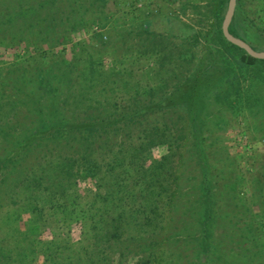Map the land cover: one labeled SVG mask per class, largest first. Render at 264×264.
Wrapping results in <instances>:
<instances>
[{"label":"rangeland","instance_id":"1","mask_svg":"<svg viewBox=\"0 0 264 264\" xmlns=\"http://www.w3.org/2000/svg\"><path fill=\"white\" fill-rule=\"evenodd\" d=\"M39 1L0 0V97L1 93L9 96V104L13 103L15 110L20 111L17 116L12 113L4 116L0 121L4 127L15 131L16 128L35 123L26 115L30 100L24 98L20 87L24 85L26 91H36L39 83L37 73H42L45 80L43 85L47 81L52 85L56 76L60 78L65 73L59 100L65 115L78 123L84 120L82 113L85 108L106 117L109 115L108 118L117 125V128L110 130L113 142L124 137V125L135 137L139 125L161 124L164 121L173 132V137L175 134L188 138V116L192 105L187 100L161 106L159 102L175 85L191 77L201 67L209 71L223 65H220V60L224 57L217 56V60H214L209 53L211 44L218 46L214 36L207 39L209 31L221 27L223 18L219 19L217 15L218 0H55L38 5ZM247 1L241 8L242 25L249 32L251 41L259 44L264 40L260 29L264 28V5L261 0ZM226 8L222 10L223 17ZM251 18L256 24L250 21ZM251 67L249 65L246 71L236 70L237 74L231 73L229 80L220 76L205 93L208 124L205 127L207 153L204 159L209 165H215V162L231 182L240 179L241 195L251 204V208L256 209L259 202L253 187L255 184L250 179L264 166V80ZM84 77L91 79L85 82ZM76 78L78 82H75ZM81 84L89 96L79 100L77 107L73 104L75 110L71 112L63 101L70 93V86L74 88ZM45 96L47 99L46 93ZM143 103L156 106L140 120L139 116L124 118V109L136 108ZM132 140L136 142L137 138ZM46 144L54 146V142L47 141ZM5 145L8 148L10 142L6 141ZM72 146L76 148L79 144ZM4 151L5 148L0 145V159ZM168 154L171 151L166 143H158L152 148L151 158L160 159ZM55 157H58L57 152L47 150L43 141L42 146L23 157L19 172L8 175L6 185L0 184V237L5 236L0 245L10 249L15 257L24 254L27 260L25 264H81L74 260L80 249L72 250L62 245L68 238L72 247H78L89 230L87 227L81 231L74 224L68 234L61 233L62 239L57 238L49 248H44V243L52 237L50 222L46 221L50 209L42 205L40 210H34L24 205L26 199L10 198L14 193L11 189H20L28 183L26 180L21 182V179L31 165L47 167V162ZM193 169L191 164L185 168L188 171ZM187 183L186 180L184 185ZM91 186L90 179L81 180L78 183V197L68 208L75 206L83 198L85 189ZM67 197L66 194L60 201L68 205ZM68 198L71 200L72 195ZM184 201L185 198H182L179 202ZM14 208H19L16 219L10 212ZM247 215L238 214V227L226 223L231 224L229 227H232V231L228 229L222 239V247L234 257L244 252L240 249L229 251L230 236L236 238L234 245L240 248L239 239H242V228L249 219ZM53 217H49V220ZM28 219L39 222V232H33L24 224ZM169 232L173 233V230ZM252 243L248 242L251 245L249 254L255 260L263 261L264 253L260 254ZM43 250L47 255H52V262L45 261L47 256L42 253ZM153 251L160 255V262L148 264H168L171 247L156 246ZM187 252L183 264H190L191 251ZM109 254L113 257L111 252ZM141 254L130 255L127 264H137L136 257ZM210 255L211 250H206L205 257L210 259ZM110 263V259L106 260V264ZM219 264L223 263L220 261Z\"/></svg>","mask_w":264,"mask_h":264},{"label":"trees","instance_id":"2","mask_svg":"<svg viewBox=\"0 0 264 264\" xmlns=\"http://www.w3.org/2000/svg\"><path fill=\"white\" fill-rule=\"evenodd\" d=\"M50 1L55 0H40L38 5ZM246 2L248 1L236 0L228 29L253 48L264 49V40L259 44L253 43L249 32L243 28L241 8ZM260 2L264 5V0ZM217 3V15L221 19L228 0H218ZM259 16L262 17L260 14ZM69 17L68 15L67 18ZM250 21L256 24L252 18ZM260 29L264 35V28ZM213 36L218 46L211 44L209 53L214 60H217V56L224 57L225 59L220 60L223 67L218 65L209 71L206 67H201L191 77L175 85L159 102L161 106L173 105L177 100H187L192 105L188 116V138L186 135L180 138L175 134L173 137V132L164 121L161 124L139 125L135 137H132L127 125H124V137L113 142L110 130L117 128V125L113 119L108 118L109 115L106 117L85 108L82 113L84 120L79 123L65 115L63 106L59 103L65 73L60 78L56 76L52 85L50 81L43 85L45 80L42 73H37L39 83L36 91L28 92L26 86L20 87L24 98L30 100L26 115L35 123L16 128L15 131H9L0 123V145L5 148V154L0 159V184L6 185L8 175L19 172L23 157L42 146L43 141L47 150L57 152L58 157L48 161L47 167L31 165L21 179V182L26 180L28 183L21 185L20 189H11L14 193L10 195L13 200L21 197L26 199L24 205L31 209L40 210L42 205L50 209L47 215L54 217L51 221L47 217L46 221L50 222L52 237L44 243V248H49L57 238L62 239L61 233L68 234L71 227L77 224L81 231L85 227L89 229L86 236L80 240L78 247H72L68 238L64 240L62 247L80 249L74 260L81 264H106L108 259L110 264H127V258L130 255L137 256L139 252L142 254L136 257L137 264L160 262V255L153 251L156 246L171 247L168 264H183L187 251H191L190 264H219L220 261L223 264H264V260L260 262V259L255 260L249 254L251 245H248V242H253V247L260 254L264 253V166L250 179L255 184L253 187L259 202L255 209L241 195L242 184L238 185L240 179L231 182L222 169L216 167L215 162V165H209L204 159L207 153L205 127L208 124L205 116L208 103L204 98L205 93L220 76L229 80L231 73L235 75L236 70L246 71L249 65L264 80V58L253 57L244 48L228 41L221 27L207 33V39H213ZM91 78L84 77V81ZM75 82H78L77 78ZM45 89L46 92L43 91ZM84 89L82 84L68 89L70 93L66 94L63 103L69 106L71 112L75 110L73 104L77 107L80 105L79 100L89 96ZM9 103L10 97L1 93L0 121L10 113L16 116L19 114L20 111L15 110L16 106ZM154 106L156 105L143 103L136 108L127 107L123 111L124 118L139 116L140 120L151 113ZM132 138H137V141ZM6 141L10 142L8 148ZM47 141L54 142V146L47 145ZM75 143L79 146L73 148L72 144ZM158 143H166L171 154L152 159V148ZM190 164L194 169L185 170ZM179 166L182 168L179 169ZM86 178L92 181V186L85 189L83 198L75 206L68 208L78 197V183ZM186 180L188 183L184 185ZM66 194L68 197L72 195L71 200L67 197L68 205L60 201ZM182 198H185L184 203L179 202ZM18 211L19 208L10 211L14 219L19 217ZM241 213H248L249 219L242 228L240 248L234 245L236 238L230 236L229 251L240 249L244 254L234 257L224 251L222 239L229 228L232 231V227H229L231 224L238 227L237 217ZM29 221L30 219L24 224L32 228L33 232H39V222ZM222 221L225 223L222 224ZM157 234L161 237L158 238ZM4 239L5 236H1L0 242ZM4 247L0 245V264L26 263L24 254L19 253L20 256L15 257L10 249ZM208 249L211 250L210 259L205 257ZM42 253L47 256L46 262L53 261L51 254L47 255L45 250ZM163 255L164 253L162 258Z\"/></svg>","mask_w":264,"mask_h":264},{"label":"water","instance_id":"3","mask_svg":"<svg viewBox=\"0 0 264 264\" xmlns=\"http://www.w3.org/2000/svg\"><path fill=\"white\" fill-rule=\"evenodd\" d=\"M235 5L236 0H228L227 8L221 23V29L224 37L228 41L244 48L249 55L256 58H264V49L258 50L253 48L247 41L238 36L233 35L229 31L228 27L234 13Z\"/></svg>","mask_w":264,"mask_h":264}]
</instances>
